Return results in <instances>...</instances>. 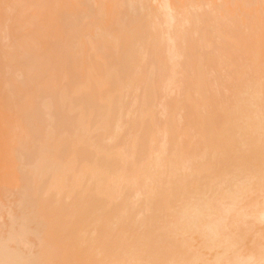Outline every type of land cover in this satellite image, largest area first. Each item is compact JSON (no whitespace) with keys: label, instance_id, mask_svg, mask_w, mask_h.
<instances>
[{"label":"bare ground","instance_id":"obj_1","mask_svg":"<svg viewBox=\"0 0 264 264\" xmlns=\"http://www.w3.org/2000/svg\"><path fill=\"white\" fill-rule=\"evenodd\" d=\"M5 1L0 264H264L261 0Z\"/></svg>","mask_w":264,"mask_h":264},{"label":"rangeland","instance_id":"obj_2","mask_svg":"<svg viewBox=\"0 0 264 264\" xmlns=\"http://www.w3.org/2000/svg\"><path fill=\"white\" fill-rule=\"evenodd\" d=\"M1 1H2V0H1ZM1 1H0V5L2 6L1 8H3V7L5 6V4H7V3H6V1L4 0V1H3V5H2V4H1ZM103 1H104V2H107V3L110 2V0H103ZM143 1H144V2H143ZM147 1H148V0H146V2H147ZM149 1H150V3H146L145 0H134L135 4H140V3H141V4H140L141 6H142V4L144 3V4H143V7H145L146 10H147V8L149 9V7H150V9H151V8L154 6L152 9H154V8L156 9V8L159 6L158 3H157L158 0H157V1H156V0H154V1H153V0H149ZM149 1H148V2H149ZM152 1H153V2H152ZM160 1H161V2H159L160 5L163 4L164 1H165V2H168L167 0H164L163 2H162V0H160ZM175 1L178 2V4L180 3L179 5H181V6H178L177 3L174 2V0H173V1L171 0V3H170V0H169V6L171 7V4L174 2L172 5H174V4L176 5V7H174V8H175V11H176V9H178L179 7H180L181 9H183L182 4H181V1H182V3H183V1L186 2L187 0H186V1H185V0H179V1H178V0H175ZM190 1H191V0H188V2H190ZM196 1H198V0H196ZM196 1L194 0V2H193V0H192L193 3H192L191 5L188 6L189 12H194V13L199 14V13H202V12L208 11V9H210V8H215V7H217V6H221V7H218V8H219V11H222L223 9H225V11H227V12H225V11L223 10L222 14L225 13V14H224L225 17H226V18L228 17V19L230 18V21H231L233 18H235L236 20H237V18H238V21H239V20L242 21L241 19L243 18V21H242V22H244V20H245V19L247 18V16H248V14L251 12V13H250V16H251V14L253 13V15H252V16H254V21H253V22H254V24L256 25V24H258L257 22L259 21V20H257V18H259V16L262 15V14L264 13V12H262V11H264V1H263V0H261V2H258L257 0H254V1L251 0V1H253V3L258 2V4L256 3L255 5H254L252 2H250L249 0H247V1L250 2V4H252V5H254V6H257V5H258L260 8L263 9L262 11H258V10H259V7H258V9H256L257 7L255 8V9L257 10V11H256L257 13H260V12L262 13V14H260V15L257 14V13L254 14V12H252L253 10L250 11V6H251V5L249 4V2H248L247 4L243 3L245 0H237V1L235 0V1L238 2V3L233 2L234 0H231V1H230V0H224V2H222L223 0H202V1L200 0L199 2H201V6H202V8L204 7V9H205L204 11L202 10V8H200L201 6L199 7L200 3H199V2H196ZM215 1H216V3H215ZM219 1H220V2H219ZM225 1H226V3H228V4H226ZM240 1H241V4H240ZM247 1H245V2H247ZM259 1H260V0H259ZM4 2H5V3H4ZM7 2H8V0H7ZM104 2H100L101 7L103 6V7H102L103 10H104L105 7L108 8V9H107L108 12H107L106 10L103 11L102 15L100 16V17H101V20H100V21H101V24H102V25L105 24V26H104V28H105L106 26H109V24L106 25V22L103 21V19H104V17H105V19H106V16L109 15L108 13H110L109 11H111V10H112L111 8L114 7L113 4H114L115 2H114V0H113V3H111L112 1L110 2L111 4H110V3H109V4H107V3L105 4ZM120 2H121V1L119 0L118 3H120ZM188 2H186V4H187ZM8 3H10V0H9ZM94 3H95V2L93 1V8H95V11H96L97 13H98V12L100 13L101 10H102V9L100 10L101 7L98 6L99 4L96 5V6H94V5L96 4V3H95V4H94ZM102 3L105 4V5H107V6L103 5ZM118 3H116V4H118ZM195 3H197L198 5L195 4ZM259 3H260L261 5H260ZM10 4H11V3H10ZM156 4H157V5H156ZM204 4H205V5H204ZM214 4H215V5H214ZM220 4H221V5H220ZM108 5H109V6H108ZM145 5H146V6H145ZM148 5H149V7H148ZM175 5H174V6H175ZM192 5H194V6H192ZM213 5H214L215 7H214ZM241 5H242V6H241ZM244 5H245V6H244ZM249 5H250V6H249ZM6 6H9V4H7ZM6 6H5V7H6ZM111 6H112V7H111ZM183 6H185V4H183ZM191 6H192V8H191ZM226 6H229V7H226ZM232 6H234V8H233ZM243 6H244L246 9L243 8ZM246 6H247V7H246ZM254 6H251V9L254 8ZM262 6H263V7H262ZM90 7H92V6H90ZM109 7H110V8H109ZM197 7H198L199 10L197 9ZM230 7L233 8V9H231ZM106 8H105V9H106ZM171 8H172V7H171ZM218 8H216V9L218 10ZM228 8H230V13L233 14V16L229 13ZM248 8H249V11H250V12L246 13V14H247V16H246L245 13H244V9H245L246 11H248ZM4 9H5V8H4ZM109 9H110V10H109ZM181 9H178L179 12L176 11V15H175V16H177V13H178V15L182 14L181 12L184 11V10H181ZM194 9H195V10H194ZM196 9H197V10H196ZM93 10H94V9H93ZM97 10H98V11H97ZM260 10H261V9H260ZM172 11H174L173 8H172ZM175 11L173 12V16H174ZM180 11H181V12H180ZM199 11H200V12H199ZM254 11H255V10H254ZM0 12H1V13L3 12V15L5 14V17H7L8 15L11 17L10 12H9V14H8V12H6V13H7V16H6V13H5L4 11H0ZM104 12H105V13L107 12V13H106V16H104V15H105ZM11 14H12V13H11ZM103 14H104V15H103ZM228 14H229V15H228ZM12 15H13V14H12ZM1 16H2V14H1ZM9 16H8V17H9ZM230 16H231V17H230ZM252 16H251V17H252ZM263 16H264V15H263ZM248 17H249V16H248ZM260 17H261L262 19L264 18V17H262V16H260ZM107 18H108V16H107ZM261 18H260V20H261ZM235 19H233V22H235V21H234ZM250 19H251V18H249V19L247 18V20L251 21ZM93 20H94V21H93ZM93 20H92V21H93L94 24H95V19H93ZM8 21L11 22V24H12V25L10 24V26H8V27H9V28H11V27L14 28L13 26H14L15 24L13 25V23H12V22L14 21V19H13V21H10V20H8ZM8 21H6V22H8ZM106 21H107V23H108V19H107ZM240 21H239V22H240ZM85 22L87 23V21H85ZM109 22H110V21H109ZM231 22H232V21H231ZM236 22H237V21H236ZM242 22H241V23H242ZM14 23H16V22L14 21ZM237 23H238V22H237ZM241 23H240V24H241ZM251 23H252V21H251ZM7 24H9V23H6V25H7ZM94 24L92 23V26H90V28L88 27L89 30H90L91 28H92V29L95 28L96 25L94 26ZM86 25L89 26V25H91V24H88V23H87ZM238 25H239V23H238ZM12 28H11V29H12ZM11 29H10V30H11ZM92 29H91V30H92ZM10 35H11V34H10ZM81 36H82V35H80L79 37H81ZM86 39H87V38H83L84 41H81L82 38H80V39L77 40V42L80 43V41H81L80 44H82V43H84V42L86 43V42H88ZM93 39H94V37H93ZM93 39H92V40H93ZM0 43H1V42H0ZM78 43H77V45H78ZM78 46H79V45H78ZM5 48H6V49H4V48H2V47L0 46V67H1V68H0V76L2 77V80H1V82H0V83H1V84H0V87H2V88L4 89V91H2L3 89L0 88V94L2 93V95H5L6 92H7L6 85H5V80H4V79H6L7 76H8L7 72H10L9 69H8L9 67L7 68V66H8L7 63L3 64L4 62H10V61L8 60V58H6V59H7V61H6L5 57L2 56V54L5 53V52H8V50L12 49V47H10V49H8L7 47H5ZM13 49H14V48H13ZM13 51H14V50H12V53H15V52H13ZM1 53H2V54H1ZM8 53L10 54L11 51L8 52ZM8 53H7V54H8ZM263 58H264V54H263ZM11 62H15V61L13 60V61H11ZM263 63H264V59H263ZM8 64H9V63H8ZM4 66H5V67H4ZM3 68H4V69H7V70H4ZM1 69H2L4 72L1 71ZM2 72H3V73H2ZM3 74H4V75H3ZM6 74H7V75H6ZM246 74H248V72H247ZM1 77H0V79H1ZM3 77H4V79H3ZM242 78H243V77H242ZM17 79L19 80L20 77H18ZM211 79H212V78H211ZM57 81H58V82H57ZM57 81H56L57 84H55V86H56L57 89H59V88L61 89V88H62L61 81H60V83H59V80H57ZM56 82H55V83H56ZM2 84H3V85H2ZM58 84H60V87L58 86L59 88L57 87ZM53 85H54V84H53ZM56 88H55V90H56ZM66 88H67V86H66ZM55 90H54V91H55ZM177 90L179 91V89H177ZM5 91H6V92H5ZM176 94H177V93H176ZM2 95H0V96H2ZM4 114H5V113H4ZM6 117H7V115H5V124H6V123H9V122L12 121V118H13V117L11 116V114L7 117V118H10V120H9V119L7 120ZM8 121H9V122H8ZM0 131H1V130H0ZM15 139H16V138L13 137V139H9L8 142H13V141H15ZM6 143H7V142H6ZM0 159H1V161H2V162L0 161V164H1V163H3V164L5 163V165H6L5 160H4V162H3L2 158H0ZM3 164H1V166H0L1 169H0V170H4V169H2V168H4ZM2 166H3V167H2ZM4 171H5V170H4ZM4 171H0V176H1V174L4 175V173H5ZM3 175L1 176V177H2V180L5 179ZM164 210H165V208L163 209V211H164ZM166 212H167V213H166ZM166 212H165L166 214H168V212L171 213V212L169 211V209H167Z\"/></svg>","mask_w":264,"mask_h":264}]
</instances>
